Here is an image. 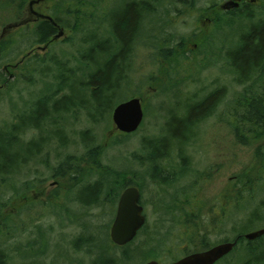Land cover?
Masks as SVG:
<instances>
[{"label":"rangeland","instance_id":"rangeland-1","mask_svg":"<svg viewBox=\"0 0 264 264\" xmlns=\"http://www.w3.org/2000/svg\"><path fill=\"white\" fill-rule=\"evenodd\" d=\"M32 1L39 0H30L24 20L8 19L0 25V43L4 40L9 48L0 61V132L6 134L31 115L50 88L56 89L52 85L62 64L66 70H77V79L82 74L86 79L91 70L81 64L93 46L91 40L103 38L109 29L106 9L100 6L99 24L79 31L72 17V24L61 28L62 38L46 46L35 44L30 34L40 19L34 13L51 17L56 0L30 7ZM115 1L106 0V8ZM202 3L205 6L207 0ZM231 18L220 31L218 56L232 52L242 33L264 23V0ZM232 27L242 33L235 36ZM115 46V41L108 45L106 57L116 55ZM148 53L138 48L132 54L125 51L126 59L116 58L122 75L117 78L113 109L99 116L81 106L57 115L59 124L44 132L26 129L18 135L23 145L42 136L48 140L41 152H21L9 172L0 174V226L6 234L0 254L6 264H105L100 260L104 254L109 264H172L264 229V141L245 145L236 132L241 95L251 83L240 84L223 58L212 63H154L145 57ZM214 93L223 96L217 109L174 143L169 135L172 119H185L192 106ZM132 98L142 100L144 120L136 133L125 135L114 130L112 114L117 104ZM161 141L167 143L164 156L153 162L149 152ZM14 150L20 152V146ZM67 169L77 174L65 179L61 175ZM97 172L128 174V184L140 190L147 223L126 250L110 237L125 189L109 203L108 187ZM158 172L171 178L167 184L155 178ZM246 179L251 184L242 187ZM98 184L103 193L98 204L81 203V192ZM239 195L243 203L234 205ZM185 235L189 242L179 239ZM253 246L257 255L264 253V240ZM125 252L130 259L124 262ZM238 258L235 254L220 264H240Z\"/></svg>","mask_w":264,"mask_h":264},{"label":"trees","instance_id":"trees-1","mask_svg":"<svg viewBox=\"0 0 264 264\" xmlns=\"http://www.w3.org/2000/svg\"><path fill=\"white\" fill-rule=\"evenodd\" d=\"M29 2L30 0H0V25L5 24L4 22H7L8 19H10V21L13 20V22L24 20ZM101 3L102 0H56L54 6L55 9L52 10L51 18L55 21L58 27L62 28L71 25V18L74 17L76 20L74 22L75 26H78L80 31L85 28V26L96 25L101 22ZM114 7L115 6H112L106 10L105 21L109 24L108 32H106L107 34H105L103 38H98L97 36L92 38L91 43H93V46L91 47L89 54H87V58L84 59V63L81 62V65L85 64L87 66L86 68L91 70L86 79L84 78V74H82L80 79H77L76 75L78 71L75 69L66 70V66L62 64L61 70L57 72L56 77L54 78L55 84L52 85L56 89H49L47 94L39 100L36 108L32 110L31 115L20 119V126H18V124L15 125L14 130L9 134L0 132V174L9 172V170L17 163V159L22 156L21 152L27 151L33 155V150H35L34 152H41L44 145L47 143L48 139H45L42 136V138L36 139L35 142L23 145V142L20 141L18 135L24 130L33 129L35 131L44 132L45 128H50L59 124L57 115L69 113L73 109L81 106L92 109L94 114L99 116L105 111L108 112V110L113 109V105H115L113 95L116 90L119 89L117 78L120 76L122 70H120V72L118 71L116 61V55L118 54L117 50L115 53L116 55H109L106 57V54L111 51L109 50L110 48L108 45L115 40L117 41L115 43L116 49H118V40L121 44L123 42L124 45H126L133 36V33L141 28L140 21H138L139 9L137 10L135 6L129 5L127 7L122 6L120 8L122 11H119L114 10ZM3 11L4 13H2ZM235 18L236 16L231 19L235 20ZM57 26L48 20H40L30 36L34 37L35 44L46 46L51 43L52 39L59 32ZM233 28L234 27L231 29L233 30V34L235 33V36L238 33H242V29ZM6 45L5 41L2 40L0 43V61L5 60L6 54H8L9 48L7 49L5 47ZM31 53L32 50L30 54ZM229 55L230 60L228 63H230L232 67L233 74L237 76L238 82L240 84H246L247 82L251 83L244 93H242V98L239 102L240 112L237 114L241 115L238 119L240 123L237 126L236 131L238 138L245 141L243 143L245 145L264 141V23L254 27L248 33H242L237 47L232 52L229 51ZM118 57L119 61L126 59L122 56ZM102 59L104 62L100 67L99 64ZM68 90L71 91H69V94L66 92L67 94L56 100L59 95ZM85 91H88V93ZM219 93L211 94L205 100L192 106L185 119L180 120L176 117L172 119L173 122L169 126V135L174 143H177L182 136H185L186 130L191 128V125L197 124V121L206 119L213 114L221 103L223 97L222 95L220 96ZM166 144L167 143L161 141L157 145H154V149L149 152L150 160L155 162L158 159H162V156H164L163 151L167 146ZM18 145L21 149L20 152L14 150V147H18ZM262 165H264V163ZM184 170L185 168L180 173H185ZM71 173L72 170L67 169L62 172L61 176L67 179L69 177H74L77 174L75 173V170L73 171V176ZM102 175L99 174V177H102L100 182L106 184L108 187L106 201H109V203L115 202L117 198L116 196H118L123 189L130 186L133 187V184H128V174L116 173L115 175H112L110 173L105 174V172H102ZM155 178H158V180L160 178L159 181L164 184H167L171 179L169 176L164 178L161 172L155 174ZM260 178L262 179V177ZM249 184H251L249 179H246L245 181L241 180L242 187ZM117 185H119V187ZM99 186L100 184L84 189L78 198L79 201L87 206L98 204L100 196L103 194L102 191L100 192ZM116 187H118V189ZM236 200L238 202H236ZM233 201L234 205H238V203L242 202V197L240 195L239 197H234ZM189 237L188 235H185L183 238L179 237V239H186V241H188ZM5 239L6 234L1 228L0 244L5 243ZM202 240H205V237H203ZM236 240H238V245L235 250L217 264L228 260V258L230 259V257L235 254L239 255L238 262H241L240 264H258L259 262L264 261V253L257 255L256 249L253 246V242L264 240V237L249 242L244 238V235H241ZM245 240L248 242L247 246H243L244 243H246ZM188 244L193 246L190 243ZM130 245L123 248L126 250ZM241 246H243V249ZM128 259H130V257L125 252L122 261L125 262ZM100 260L102 263L109 264L105 254L100 256ZM225 263L229 264V261ZM0 264H6L3 259V253L0 254Z\"/></svg>","mask_w":264,"mask_h":264},{"label":"flooded vegetation","instance_id":"flooded-vegetation-1","mask_svg":"<svg viewBox=\"0 0 264 264\" xmlns=\"http://www.w3.org/2000/svg\"><path fill=\"white\" fill-rule=\"evenodd\" d=\"M105 4L106 0H102L101 9L104 7L107 10ZM261 4L262 0H222L220 3L207 0L205 6L202 0H116L114 10L118 8L122 11V6L129 5L139 9L141 27L126 45L118 40L116 58L126 57L125 51L132 54L138 48H145L149 51L145 57L154 63H212L221 58L228 62L229 53L217 55V45L223 39L220 31H223L226 21L231 17L247 13L252 7Z\"/></svg>","mask_w":264,"mask_h":264},{"label":"water","instance_id":"water-1","mask_svg":"<svg viewBox=\"0 0 264 264\" xmlns=\"http://www.w3.org/2000/svg\"><path fill=\"white\" fill-rule=\"evenodd\" d=\"M39 1H32L30 7L38 4ZM38 19L48 20L55 26L57 24L50 16H42L34 13ZM18 27V25H15ZM58 27V26H57ZM59 32L53 38L57 41L64 36V30L58 27ZM144 120V110L140 98H132L126 102L118 104L113 110L112 122L114 130L131 135L136 133ZM141 193L137 187L126 188L119 200L116 218L111 227L110 237L113 244L118 247H125L131 244L139 232L146 225L144 208L140 205ZM264 237V229L257 230L244 235V238L253 242ZM238 245V240L226 242L206 251L193 253L172 264H217L223 258L230 255ZM146 264H160L157 261H150Z\"/></svg>","mask_w":264,"mask_h":264}]
</instances>
